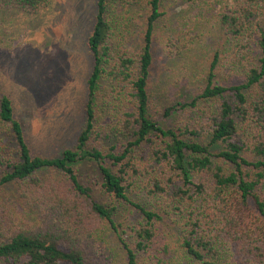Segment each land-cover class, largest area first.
Instances as JSON below:
<instances>
[{
  "label": "trees",
  "instance_id": "1",
  "mask_svg": "<svg viewBox=\"0 0 264 264\" xmlns=\"http://www.w3.org/2000/svg\"><path fill=\"white\" fill-rule=\"evenodd\" d=\"M136 1L96 0L87 39L93 68L87 81L85 122L75 145L59 157L31 153L10 99L0 96V264H117L108 237L113 233L122 246L123 264H144L143 257L153 258L148 264H167L169 251L158 244L161 215L127 193L141 174L137 153L158 170L150 193L174 203L175 219L168 223L182 229L178 237L182 259L188 264H264V32L255 41L261 52L259 66L247 68L242 82L215 83L219 60L215 54L195 97L164 109L162 120L187 108L193 115L201 111L197 118L207 127L206 137L187 124L165 128L149 113L155 27L164 14L163 0L145 1L144 32L133 56L110 42L108 7ZM242 1L226 7L220 16L224 33L237 40L252 29L258 31V6L263 5V0H252L254 6ZM48 2L0 0V9L35 13ZM100 80L124 89L132 107L97 123ZM110 136L116 143L103 154L102 140ZM105 160L114 171L103 164ZM85 161L95 165L104 193L140 214L133 245L117 232L115 208L94 200L90 188L81 183L77 165ZM50 171L56 178L43 175ZM161 171L177 172L180 183L174 174ZM160 179L174 187L167 190ZM218 241L230 245L229 256L222 254Z\"/></svg>",
  "mask_w": 264,
  "mask_h": 264
},
{
  "label": "rangeland",
  "instance_id": "2",
  "mask_svg": "<svg viewBox=\"0 0 264 264\" xmlns=\"http://www.w3.org/2000/svg\"><path fill=\"white\" fill-rule=\"evenodd\" d=\"M145 1L111 5L105 15L111 27V45L125 48L132 56L140 47L144 32ZM245 1L253 4L252 0ZM241 2L244 1L163 0L164 14L156 24L154 37L153 107L149 110L152 118L162 120L166 107L177 101L189 102L195 97L215 54L219 57L216 84L240 83L247 68L259 66L261 52L255 41L261 31L264 32V0L263 5L258 6V31L252 29L237 40L227 36L220 24L223 10ZM95 3L96 0H49L35 13L16 8L0 9V96L10 99L13 117L21 124L33 155L59 157L64 149L75 145L84 125L87 81L93 68L87 39L94 24ZM112 85L104 80L98 83L97 123L113 120L123 107H132L127 103L130 98L124 89ZM189 111L187 108L168 119L163 118V127L187 124L189 129H196L206 137L207 127L199 121L200 117L197 118L202 112L196 111L193 115ZM115 143L113 136L102 140L103 154ZM219 149L220 146L215 147V152ZM135 160L141 174L127 189L128 196L161 215L158 244L165 245L169 251L166 263L185 264L178 249L182 229L168 223L175 219L171 212L174 203L167 197L150 193L151 179L157 177L158 170L142 154H135ZM103 164L114 171L107 160ZM95 168L91 162L79 163V179L90 188L94 200L115 208L113 219L117 232L133 245L134 229L141 216L130 205L114 200L100 189ZM162 173L165 176L174 174V181H181L177 172ZM43 175L57 176L52 171ZM160 182L167 190L174 187L166 183V179H160ZM108 237L117 253V264H123L124 253L116 234ZM217 245L224 256L231 254L229 244L218 241ZM141 259L148 264L153 258Z\"/></svg>",
  "mask_w": 264,
  "mask_h": 264
}]
</instances>
